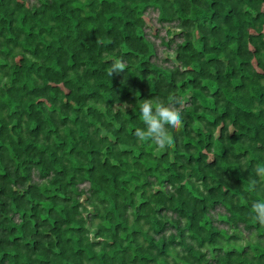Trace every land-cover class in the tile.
I'll return each instance as SVG.
<instances>
[{
	"label": "trees",
	"instance_id": "16d2710c",
	"mask_svg": "<svg viewBox=\"0 0 264 264\" xmlns=\"http://www.w3.org/2000/svg\"><path fill=\"white\" fill-rule=\"evenodd\" d=\"M257 165L264 0H0V264H264Z\"/></svg>",
	"mask_w": 264,
	"mask_h": 264
},
{
	"label": "clouds",
	"instance_id": "9594fccd",
	"mask_svg": "<svg viewBox=\"0 0 264 264\" xmlns=\"http://www.w3.org/2000/svg\"><path fill=\"white\" fill-rule=\"evenodd\" d=\"M126 70V63L122 58L113 61L109 75L122 73ZM140 113L144 128L135 129V137L140 142L151 141L157 149L164 150L171 146L172 139L169 129H180L183 126V117L178 107L166 105L158 98L144 99L140 103ZM255 172L260 180L264 181V165H257ZM251 183L256 185L257 181ZM252 219L264 225V200L256 201L251 206Z\"/></svg>",
	"mask_w": 264,
	"mask_h": 264
},
{
	"label": "rangeland",
	"instance_id": "374dc122",
	"mask_svg": "<svg viewBox=\"0 0 264 264\" xmlns=\"http://www.w3.org/2000/svg\"><path fill=\"white\" fill-rule=\"evenodd\" d=\"M154 16H156L155 14H154ZM239 235V234H238Z\"/></svg>",
	"mask_w": 264,
	"mask_h": 264
}]
</instances>
